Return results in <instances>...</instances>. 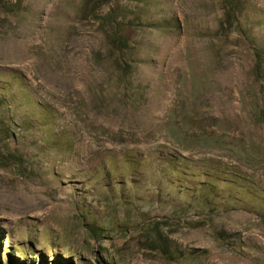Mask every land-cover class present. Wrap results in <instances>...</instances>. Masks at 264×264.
<instances>
[{
    "label": "rangeland",
    "instance_id": "rangeland-1",
    "mask_svg": "<svg viewBox=\"0 0 264 264\" xmlns=\"http://www.w3.org/2000/svg\"><path fill=\"white\" fill-rule=\"evenodd\" d=\"M258 47L264 0H0V264H264L199 185L264 187Z\"/></svg>",
    "mask_w": 264,
    "mask_h": 264
},
{
    "label": "trees",
    "instance_id": "trees-1",
    "mask_svg": "<svg viewBox=\"0 0 264 264\" xmlns=\"http://www.w3.org/2000/svg\"><path fill=\"white\" fill-rule=\"evenodd\" d=\"M253 76L255 80L261 85V87H264V48L263 47H258L255 49ZM258 119L260 122H264V107H262ZM212 170L213 171H208L206 169L204 171V177L207 180H212L213 183L212 184H208L206 182L199 183V185L202 187L207 188L208 186H211L207 188L208 196L210 195L209 193L214 194V192L218 191L219 184H225L229 186L242 187L245 190V192L249 193V195L253 196L256 200L264 199V187H262V184L259 181H257L256 179L254 180L253 179L254 177H249V179H247L248 177L244 176L240 172L228 173L226 171H223V169L220 167L212 168ZM193 176L195 175L193 174ZM236 201L242 202L238 198ZM261 203L264 204V201H262ZM257 213L264 216V213L261 212H257Z\"/></svg>",
    "mask_w": 264,
    "mask_h": 264
}]
</instances>
